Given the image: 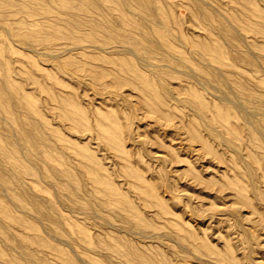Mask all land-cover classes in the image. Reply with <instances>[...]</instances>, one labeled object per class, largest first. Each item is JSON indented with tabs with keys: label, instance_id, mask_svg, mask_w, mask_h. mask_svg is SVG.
Returning <instances> with one entry per match:
<instances>
[{
	"label": "rangeland",
	"instance_id": "374dc122",
	"mask_svg": "<svg viewBox=\"0 0 264 264\" xmlns=\"http://www.w3.org/2000/svg\"><path fill=\"white\" fill-rule=\"evenodd\" d=\"M0 264H264V0H0Z\"/></svg>",
	"mask_w": 264,
	"mask_h": 264
}]
</instances>
